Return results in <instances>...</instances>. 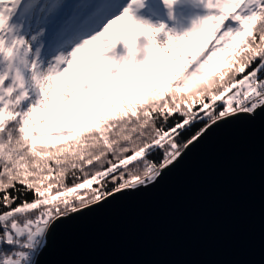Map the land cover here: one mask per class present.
I'll list each match as a JSON object with an SVG mask.
<instances>
[{
  "label": "snow or ice",
  "instance_id": "obj_1",
  "mask_svg": "<svg viewBox=\"0 0 264 264\" xmlns=\"http://www.w3.org/2000/svg\"><path fill=\"white\" fill-rule=\"evenodd\" d=\"M195 2L206 14L175 35L133 17L144 0H0V264H37L58 220L264 109V0Z\"/></svg>",
  "mask_w": 264,
  "mask_h": 264
},
{
  "label": "water",
  "instance_id": "obj_2",
  "mask_svg": "<svg viewBox=\"0 0 264 264\" xmlns=\"http://www.w3.org/2000/svg\"><path fill=\"white\" fill-rule=\"evenodd\" d=\"M37 264H264V109L208 128L147 187L58 220Z\"/></svg>",
  "mask_w": 264,
  "mask_h": 264
},
{
  "label": "rangeland",
  "instance_id": "obj_3",
  "mask_svg": "<svg viewBox=\"0 0 264 264\" xmlns=\"http://www.w3.org/2000/svg\"><path fill=\"white\" fill-rule=\"evenodd\" d=\"M130 3L131 0H121L122 6L116 14L119 15L122 13L123 8L127 7ZM131 14L137 21L147 22L156 27L164 24L165 31H170L172 28V32L175 35H182L184 32L191 30L193 22L202 18L206 14V10L201 5L197 4L195 0H178V3L173 7L172 14L170 15L169 9L164 5L163 0H144L143 7L133 5ZM105 21L106 19L103 18V13H101V17H99L96 22L97 30L103 27ZM113 28L127 31L130 34H137L140 32L139 29L127 20L117 21ZM162 35L165 36L164 32L158 34V36ZM138 43L142 45L145 41L141 38ZM117 48L124 49L122 42L117 45ZM124 50L126 51V49ZM88 54L95 55L96 50L90 49ZM155 55L160 56L161 54L156 53ZM141 58L142 56H137L138 60Z\"/></svg>",
  "mask_w": 264,
  "mask_h": 264
},
{
  "label": "bare ground",
  "instance_id": "obj_4",
  "mask_svg": "<svg viewBox=\"0 0 264 264\" xmlns=\"http://www.w3.org/2000/svg\"><path fill=\"white\" fill-rule=\"evenodd\" d=\"M156 9H158L157 7H155ZM151 9V8H150ZM152 10V9H151ZM107 22V20L104 22V23H106ZM172 28H171V32H172ZM173 33V32H172ZM157 39L159 40V41H161V42H164V41H166V37L165 36H157Z\"/></svg>",
  "mask_w": 264,
  "mask_h": 264
},
{
  "label": "trees",
  "instance_id": "obj_5",
  "mask_svg": "<svg viewBox=\"0 0 264 264\" xmlns=\"http://www.w3.org/2000/svg\"><path fill=\"white\" fill-rule=\"evenodd\" d=\"M197 127H199V126H197ZM193 134H194V132H193ZM190 138V137H189ZM151 158V157H150Z\"/></svg>",
  "mask_w": 264,
  "mask_h": 264
}]
</instances>
